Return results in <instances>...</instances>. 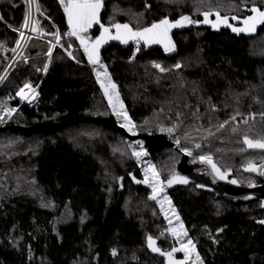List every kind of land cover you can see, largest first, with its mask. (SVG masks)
<instances>
[{
	"label": "trees",
	"instance_id": "trees-1",
	"mask_svg": "<svg viewBox=\"0 0 264 264\" xmlns=\"http://www.w3.org/2000/svg\"><path fill=\"white\" fill-rule=\"evenodd\" d=\"M36 2L43 38H29L0 84V105L18 108L8 125L79 116L108 117L121 125L98 82L96 72L104 70L90 64L83 47L66 35L70 29L60 0ZM253 6L264 11V0H103L100 24L87 32L89 42L100 36L101 25L115 35L116 23L140 30L165 18L194 21L170 30L173 51L141 41L128 61L131 40H108L99 50L136 134L163 133L180 147L151 151L139 166L142 141L132 143L100 122L72 119L35 131L0 132V264H166L147 239L156 240L162 252L174 248L162 231L166 219L157 199L150 201L129 175L134 171L144 179L151 163L164 181L182 148L210 156L240 183L250 181L242 167L253 160L246 159H264V152L246 151L242 142L245 136L264 140V24L236 33L228 26L212 30L195 23L204 12L211 18L219 12L239 28ZM24 15V0H0V72ZM53 33L61 40L49 57ZM25 84L36 87L33 104L16 97ZM168 128L173 131H161ZM163 195L203 264H264V227L254 223L264 217L259 201L232 203L193 184Z\"/></svg>",
	"mask_w": 264,
	"mask_h": 264
},
{
	"label": "snow or ice",
	"instance_id": "snow-or-ice-1",
	"mask_svg": "<svg viewBox=\"0 0 264 264\" xmlns=\"http://www.w3.org/2000/svg\"><path fill=\"white\" fill-rule=\"evenodd\" d=\"M61 4L64 7V11L67 14V21L69 25V32L66 34L70 37H76L80 41V45L83 47L84 53L87 56L88 62L92 64L93 66L99 65L100 68H102L103 75L106 79L101 80L100 76L101 73L99 71L96 72L98 82L100 83L101 88L104 90L105 96L108 97V101L110 106L112 107V110L115 115L118 117H123L125 123L122 124V127H128L129 131H132L135 125L132 124L131 120L128 117V114L126 111H124V105L121 101H119V93L116 91L117 85L111 80L110 75L108 74L107 67L103 65L100 61V55L99 50L100 47L105 44L108 40H118L124 44H128L129 41H135L137 44V51H139V43L140 41H143L145 45H151V44H165V51H173L174 45H171L169 32L173 28L182 27L184 25V22L187 23H194L189 17L183 16L180 20H177L176 22H170L167 18L160 20L157 23L151 24L150 27H145L140 30H133L129 24H120L116 23L112 25V28H115L116 34L113 35L111 32V28L104 27L101 25V28L103 29L100 36L97 37L94 41L89 42V39L82 35L83 33H87L90 28L94 24H100V10L103 6V0H60ZM37 10L39 11V6L37 5ZM250 11L254 13V15L249 16L248 18L243 20L244 27H233L231 24H228V17H221L219 12H216L214 15L216 17V22H213L209 20V16L211 13L204 12V20L203 23L205 24H211L213 28H217L219 24L223 23L230 27L233 32L241 33V32H254L256 29L257 24H264V11H261L259 8L253 6ZM30 18V13L26 14L25 22L23 27H28V22ZM233 20L237 19V17H232ZM32 31H37L35 27L32 28ZM55 38L56 44L60 43L61 36L59 33H53L52 34ZM20 38L25 39L24 33L20 32ZM19 46V41L17 42ZM47 55L50 57L52 55V48H49V51ZM69 56H72V53H68ZM75 59V57H73ZM156 68L160 69L161 72L165 71L164 68L161 67L159 64L154 65ZM176 68L181 67L180 64H177L175 66ZM48 66L45 65L44 71H47ZM95 70V69H94ZM25 89H29L31 92H35L34 89H32L31 85L25 84L24 88H21L20 91L17 93L22 99H26V93ZM114 97H115V103H114ZM118 104V107H117ZM15 109L11 110H5V114L11 116L13 112H15ZM3 117L0 116V119ZM227 123V122H226ZM130 126V127H129ZM225 125L221 124L219 127L223 128ZM161 131H167L171 133L173 131V128L168 129H161ZM235 131V129H233ZM179 143V141H177ZM244 143L248 145L249 148H260L264 149V141L256 140L253 141L249 139L247 136L244 138ZM196 147H200V145H196ZM133 155H135L137 158H139L142 153L141 152H133ZM188 155H191L189 152ZM200 159L202 161H206L209 164H212V169L214 172L219 175L220 179L225 178V174L220 171L216 167L215 164L212 163V158L210 156H201ZM152 173L151 177H149L146 173L145 179L143 181H136L137 183H150L151 181V187H152V195L150 196V199L156 200L157 196L163 192L162 182L159 179V174L155 171L154 167H150L149 169ZM246 171L255 172L257 171V168L254 164L251 162L245 169ZM261 175H264V169H261L260 172ZM173 183H181V184H187L188 181L186 178L181 176H173L171 179L167 181L168 186H171ZM231 183L235 184L236 181L232 180ZM161 204V208L163 210V204L167 202L169 204L170 210L175 214V210L171 208V201L167 196H164L162 200L159 201ZM168 212L165 211V217L167 218ZM176 219L179 220V215L176 214ZM169 223L171 224V220H169ZM260 223L264 224V221H260ZM172 235L174 237H186L188 235L187 231L184 230V226L181 223L179 225V230L177 228L170 229ZM148 247L151 248L153 252H159L161 255H166L169 259V264H185V262L189 259L190 254L195 251V245L193 244L191 239H188L186 243H181V246L179 248H173L171 252H162L159 248L155 247V240L151 236L148 238ZM175 252H183L185 255L184 261H175L173 260V254ZM115 254V252L113 253ZM197 259H199V256L197 255Z\"/></svg>",
	"mask_w": 264,
	"mask_h": 264
},
{
	"label": "water",
	"instance_id": "water-1",
	"mask_svg": "<svg viewBox=\"0 0 264 264\" xmlns=\"http://www.w3.org/2000/svg\"><path fill=\"white\" fill-rule=\"evenodd\" d=\"M203 20L204 17L201 21H197L195 23V26L207 27L212 30H217L219 28L227 26L221 23L217 28H213L211 24L203 23ZM209 20L216 22L215 15L213 16V18H211L210 15ZM72 119L100 122L104 124L107 128L119 130L123 134V136H125L132 143H139L142 141L146 149L145 151L146 155H148L149 152L151 151H160L161 149L165 147H171L172 145V141L167 137V135L163 133L130 134L125 130L124 127L112 122V120L108 117H87V116L67 117L64 121L61 122L48 123L39 126L6 125V126H0V132H4L8 130L35 131L51 126H61L66 124V122ZM244 138L242 142L246 151L264 152V149L249 148L248 145L244 143ZM260 141H264V140H260ZM188 159H189V155L181 152L179 162L177 163L174 171L170 174V176L167 179H165L162 182V187L164 190L157 196V199L161 197L163 194H167L170 190H173L178 187H187L190 184H193L197 190L213 193L215 197L223 198L232 203H242V202L246 203L253 200H260L261 201L260 208L264 209V175L260 174L261 169H264V161L259 163H252L257 168V171L255 172H250L245 170L249 165V163H247L242 167L243 173L254 175L258 177L261 180V182L259 184H255V183L242 184L233 176L232 171H222L221 168L214 162L213 159H212V163L215 164L216 167L220 169L222 173L225 174L224 179H220L219 175H217V173L213 171L212 164H209L206 161H202L200 158L193 161L192 163H189ZM174 175L186 178L188 183L187 184L173 183L171 186H168L167 181L171 179ZM129 177L135 186H140L147 190V197L150 201H155L150 199V196L152 195V190L149 183L147 184L137 183L136 181H143L144 179H140L136 177L134 171L130 173ZM232 180H235L236 183L235 184L231 183ZM260 221H264V218L256 219L254 223L258 226L264 227V224L260 223Z\"/></svg>",
	"mask_w": 264,
	"mask_h": 264
},
{
	"label": "rangeland",
	"instance_id": "rangeland-1",
	"mask_svg": "<svg viewBox=\"0 0 264 264\" xmlns=\"http://www.w3.org/2000/svg\"><path fill=\"white\" fill-rule=\"evenodd\" d=\"M25 3V2H24ZM37 2H36V0H35V7H34V14H33V18H35V15L37 14V15H40V10L38 11L37 10ZM26 13H27V8H26V10H25V15H24V19H23V22H22V25H21V27L19 28V30L21 29V28H24L23 27V25H24V22H25V17H26ZM252 15H254V13H252L251 14V16ZM33 18H32V20H30L29 22H28V24H29V26H30V34L27 36V39L25 40V42H24V46L23 47H25V45H26V43L28 42V40H29V38L30 37H37V36H39L40 35V29H39V26H36V19L35 20H33ZM186 24H188L187 22H184V25H186ZM259 24H257V26H258ZM256 26V27H257ZM33 27H35L36 29H37V31H32V28ZM240 27H244V24L242 23V24H239V28ZM17 32V31H16ZM246 33H252V32H246ZM17 35H18V37H17V41H16V44H17V42H18V38H19V33L17 32ZM37 35V36H36ZM82 35H84V36H86L88 39H89V36H88V34L87 33H83ZM72 38H74V39H76L77 41H78V43L80 44V41L76 38V37H72ZM52 41H51V45H53L54 43H56V41H55V38H54V36L52 37V38H50ZM54 40V41H53ZM16 44H15V47H14V51H13V55H12V57H11V59L12 58H14L15 59V61L14 62H16L17 60H18V58H19V56H20V54L22 53V51H23V49L19 52V53H15V49H16ZM56 45V44H55ZM159 45H162V46H164L165 47V44L164 43H161V44H159ZM80 47H82L81 45H80ZM70 49H72V47L70 46ZM100 73H101V76H100V79L101 80H105V82H107L106 81V79H105V77H104V75H102V72L101 71H99ZM104 91V90H103ZM107 100H108V97H107ZM119 101H121L120 99H119ZM116 101H115V97H114V103H115ZM108 103H109V101H108ZM117 107H118V104H117ZM112 108V107H111ZM124 111H125V109H124ZM120 120H121V125L122 124H124L125 123V121H124V119H123V117H120ZM130 127V126H129ZM125 128V130L128 132V133H130V134H136V132L134 131V130H132V131H129L128 130V127H124ZM168 137V136H167ZM141 144H143V142H141ZM179 145H180V143H179ZM142 146V145H141ZM143 147H144V144H143ZM178 147H180V146H178ZM145 148V147H144ZM145 151H146V149H145ZM145 151H144V155L141 157V159H140V165L139 166H141V165H143V160H144V158H147L148 156H149V154L148 155H146L145 154ZM181 152L182 153H186V154H188L189 152L191 153V155H189V161L190 162H192L194 159H195V157H196V159H199L201 156H206L205 154H203V153H200V154H198V155H195L194 154V152H193V150H191V149H188V148H182V150H181ZM207 157V156H206ZM253 160L254 161V159H256V156H253V157H249V158H247L246 159V161L248 162L249 160ZM252 161V162H253ZM246 162V163H247ZM251 162V161H250ZM150 167H154V165L153 164H151V163H149V164H147L146 165V167H145V169H144V179H145V175H146V173H147V175L149 176V177H151V175H152V173H151V171L149 170L150 169ZM154 169H155V167H154ZM155 171H156V169H155ZM157 172V171H156ZM242 178H244V177H242ZM159 179H160V177H159ZM248 179V178H247ZM160 181L161 182H163L161 179H160ZM149 185H150V187H151V181H150V183H149ZM162 186V185H161ZM151 190H152V187H151ZM165 195H162L161 197H159L158 199H157V202H158V205H159V207H160V209H161V212L163 213V215H164V217H165V211H167L168 212V216H167V218L165 217V219H166V222H167V226L162 230L163 231V233L165 234V235H167V237H168V239H169V241H171V240H174V244H173V246L175 247V248H179L180 246H181V243H186L187 242V240L188 239H191V238H189L188 236H186V237H184V236H181V237H179V238H177V237H174L173 235H172V233H171V231H170V229H172V228H177V230H179V225L182 223V221H181V219L179 218V220H177L176 219V214H174L171 210H170V207H169V204L167 203V202H165L164 204H163V210H162V208H161V204H160V200H162L163 199V197H164ZM171 208H172V206H171ZM169 220H171V224L169 223ZM154 240V239H153ZM192 240V239H191ZM155 247H157L158 248V246H157V241L155 240ZM192 242H193V244L195 245V242L192 240ZM150 249V251L151 252H153L152 250H151V248H149ZM168 252H171V251H168ZM153 253H156V254H160L159 252H153ZM165 253H167V252H165ZM178 254H182L183 255V257H181V258H179L178 257ZM161 255V254H160ZM197 252H196V250L194 251V252H192L191 254H190V257H189V259L186 261V262H188V264H203V261H202V259L200 258V256H199V259H197ZM164 258H165V261H166V264H169V259H168V257L166 256V255H162ZM173 260H175V261H184L185 260V255H184V253L183 252H175L174 254H173Z\"/></svg>",
	"mask_w": 264,
	"mask_h": 264
},
{
	"label": "built area",
	"instance_id": "built-area-1",
	"mask_svg": "<svg viewBox=\"0 0 264 264\" xmlns=\"http://www.w3.org/2000/svg\"><path fill=\"white\" fill-rule=\"evenodd\" d=\"M32 1V3H33V5H34V7H35V0H31ZM24 4H25V10H26V8H27V0H24ZM36 18H33V20H35ZM36 21V20H35ZM36 26H38V24H37V21H36ZM18 30V29H17ZM16 30V31H17ZM18 33H19V30H18ZM37 36V35H36ZM37 37H41V38H43L41 35H39V36H37ZM49 41V44H50V47L51 48H53V46L56 44V43H54L53 45H51V39H49L48 40ZM54 41V40H53ZM140 44H141V41H140V43H139V46H140ZM58 45V44H57ZM137 53H138V51H137V44H136V42L135 41H133V44H132V48H131V54H130V56H129V58H128V61H132V60H134V58H135V56L137 55ZM10 59H11V57H10ZM10 59L8 60V62L10 61ZM18 61V60H17ZM16 61V62H17ZM8 62H7V64H8ZM16 62H14L13 63V65L8 69V71H7V73L10 71V69L14 66V64L16 63ZM7 64L5 65V67L7 66ZM5 67L3 68V70L5 69ZM2 70V71H3ZM1 71V72H2ZM7 73H6V75H7ZM5 75V76H6ZM5 78V77H4ZM24 86L25 85H23L21 88H24ZM32 87V89H34L35 90V92L33 93V92H31L29 89H25V93H26V96H27V98L26 99H22L19 95H17V93L20 91V89L18 90V92L16 93V97L20 100V102H21V104H33L34 102H35V100H36V98H37V92H36V87H34V86H31ZM17 109L18 108H16L15 110L17 111ZM5 110H11L9 107H7V106H4V105H0V116H2L3 118L2 119H0V126H6V125H8L9 124V121H10V119L13 117V115L16 113V111L15 112H13L12 114H11V116H9V115H7V114H5ZM179 146V143H177V141H175V142H172V145H171V147L172 148H177Z\"/></svg>",
	"mask_w": 264,
	"mask_h": 264
},
{
	"label": "bare ground",
	"instance_id": "bare-ground-1",
	"mask_svg": "<svg viewBox=\"0 0 264 264\" xmlns=\"http://www.w3.org/2000/svg\"><path fill=\"white\" fill-rule=\"evenodd\" d=\"M29 13H30V18H29V21H30V20H32L33 14H34V5H33L31 0H27V13L26 14H29ZM20 32L24 33L25 39H21L20 38ZM29 34H30V26H29V24H28L27 28L24 27V28H21L19 30V38H18L19 46H18V44H16L15 53H19L24 48L23 47L24 46V42L27 39V36ZM14 61H15L14 58L10 59V61L7 64V66L5 67V69L0 73V83L3 80V78L5 77L8 69L13 65Z\"/></svg>",
	"mask_w": 264,
	"mask_h": 264
},
{
	"label": "flooded vegetation",
	"instance_id": "flooded-vegetation-1",
	"mask_svg": "<svg viewBox=\"0 0 264 264\" xmlns=\"http://www.w3.org/2000/svg\"><path fill=\"white\" fill-rule=\"evenodd\" d=\"M195 160H197V159H195ZM195 160H193V161H195ZM192 161V162H193ZM262 161H264V159H261V160H259V161H257V162H252V163H259V162H262ZM188 162L189 163H192V162H190L189 161V159H188ZM251 175V174H250ZM251 179H250V181L248 182V183H242V184H250V183H255V184H259L260 182H261V180L258 178V177H256V176H254V175H251ZM257 201H259L260 202V206H261V201L260 200H257ZM262 218H264V217H262Z\"/></svg>",
	"mask_w": 264,
	"mask_h": 264
}]
</instances>
